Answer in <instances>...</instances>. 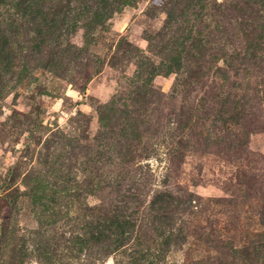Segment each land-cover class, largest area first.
<instances>
[{"label": "rangeland", "instance_id": "rangeland-1", "mask_svg": "<svg viewBox=\"0 0 264 264\" xmlns=\"http://www.w3.org/2000/svg\"><path fill=\"white\" fill-rule=\"evenodd\" d=\"M0 264H264V0H0Z\"/></svg>", "mask_w": 264, "mask_h": 264}]
</instances>
